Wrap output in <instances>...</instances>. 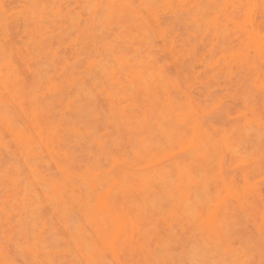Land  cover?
I'll return each mask as SVG.
<instances>
[{
	"label": "rangeland",
	"instance_id": "374dc122",
	"mask_svg": "<svg viewBox=\"0 0 264 264\" xmlns=\"http://www.w3.org/2000/svg\"><path fill=\"white\" fill-rule=\"evenodd\" d=\"M0 264H264V0H0Z\"/></svg>",
	"mask_w": 264,
	"mask_h": 264
},
{
	"label": "bare ground",
	"instance_id": "6f19581e",
	"mask_svg": "<svg viewBox=\"0 0 264 264\" xmlns=\"http://www.w3.org/2000/svg\"><path fill=\"white\" fill-rule=\"evenodd\" d=\"M4 106V105H3ZM6 112V111H5ZM4 134V133H3ZM12 138V137H11Z\"/></svg>",
	"mask_w": 264,
	"mask_h": 264
}]
</instances>
